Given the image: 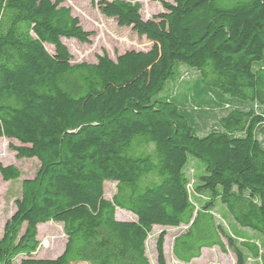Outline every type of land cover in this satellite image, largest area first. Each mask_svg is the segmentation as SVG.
I'll return each instance as SVG.
<instances>
[{
  "label": "trees",
  "instance_id": "obj_1",
  "mask_svg": "<svg viewBox=\"0 0 264 264\" xmlns=\"http://www.w3.org/2000/svg\"><path fill=\"white\" fill-rule=\"evenodd\" d=\"M90 3L151 52L72 63L62 39L88 43L93 33L62 0H0V139L39 161L4 227L0 264L18 255V264H149L152 228L181 225L180 262L213 247L230 249L235 264L263 259L264 0H161L150 20L140 0ZM183 66L193 80L179 79ZM191 158L203 164L195 173ZM0 174L18 170L0 163ZM105 182L115 183L111 199ZM217 207L252 234L229 230ZM49 221L62 224L64 248L34 257L37 227ZM164 237L157 264H167Z\"/></svg>",
  "mask_w": 264,
  "mask_h": 264
},
{
  "label": "rangeland",
  "instance_id": "obj_2",
  "mask_svg": "<svg viewBox=\"0 0 264 264\" xmlns=\"http://www.w3.org/2000/svg\"><path fill=\"white\" fill-rule=\"evenodd\" d=\"M165 1L171 2L172 0ZM140 3V13L144 20H150L155 14L164 11L161 0H140ZM62 4L68 7L71 14L79 19L84 30L93 33L88 43H80L75 39H62L72 55V63H93L95 62L96 54H101L102 51H105L112 59H114L116 55L124 52L142 54L151 52L153 44L150 41L144 36L137 35L130 27L117 26L113 19L104 17L96 7L92 6L90 0H62ZM45 47L48 49L51 48L50 46ZM179 69V79L182 81H190L196 77V72L191 69L184 66ZM180 80H178L177 83H179ZM173 84L174 83L171 82V86ZM179 89H181V87H179ZM219 114L220 111L209 114V122L206 126L209 127L212 124L213 118L217 117ZM197 120L201 128L206 127L204 126L202 117H198ZM259 138L264 144V136L260 135ZM11 145H19V143L14 139H7L4 137L0 139V163L3 166H13L18 170V176L14 179L5 180L0 174V238L3 236L6 223L15 210V200L18 199L22 193L24 180L33 178L39 168V161L36 158L17 157L16 153L11 149ZM191 159L195 161H193L194 164L190 166L188 170H190L191 173H195V167L198 166V163L201 167H203V164L194 158ZM114 192L115 183L105 182L104 197L111 199ZM115 215L116 218L120 220L134 219L131 214L120 209H116ZM215 216L219 222L235 233H237V228L240 231H244V233L252 234L253 232H251L250 229H240V226L234 224L229 217L224 216L219 207L215 208ZM184 229L185 227L182 225L179 227L154 226L146 240V255L149 264H157L155 243L161 232L165 233L163 248L167 264H235L234 253L230 249H228L226 253H223L218 247L203 249L199 258H195L188 263L178 261L172 254V242L173 238ZM23 230L24 225L17 228L19 234H21ZM36 240L37 248L33 254L34 257L46 259L56 257L62 252L66 242L62 224L49 221L38 225ZM21 257L22 255L15 257L13 263L18 264ZM247 264H264V258L261 260L248 258Z\"/></svg>",
  "mask_w": 264,
  "mask_h": 264
}]
</instances>
